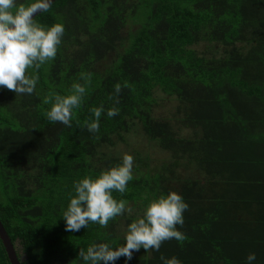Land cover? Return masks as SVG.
Segmentation results:
<instances>
[{
  "label": "trees",
  "instance_id": "obj_1",
  "mask_svg": "<svg viewBox=\"0 0 264 264\" xmlns=\"http://www.w3.org/2000/svg\"><path fill=\"white\" fill-rule=\"evenodd\" d=\"M39 1L0 0V34ZM0 221L20 264H264V0L34 17L0 49Z\"/></svg>",
  "mask_w": 264,
  "mask_h": 264
},
{
  "label": "rangeland",
  "instance_id": "obj_2",
  "mask_svg": "<svg viewBox=\"0 0 264 264\" xmlns=\"http://www.w3.org/2000/svg\"><path fill=\"white\" fill-rule=\"evenodd\" d=\"M155 96L157 98V105L154 109V115L159 118H169L172 119L175 108H176V100L174 98L169 97L166 94L161 93L159 90H155ZM171 124L175 127V129L178 128L177 131L184 137L189 136V131L187 128H182L179 125H177L174 117L173 120H171ZM137 131L139 130L136 129ZM118 151L124 155L130 154L133 150H139L141 152L140 157L144 159L148 155L149 161L151 162V165L158 166L162 164L163 162H168V154L164 153L163 151L159 150V148L154 145L153 143L149 142L143 134H139L138 132H134V134H131L128 136V143L127 144H120L118 147H116ZM135 154V153H134ZM133 154V155H134ZM132 155V156H133ZM17 248L19 249V244L17 243ZM21 260H23V257H20Z\"/></svg>",
  "mask_w": 264,
  "mask_h": 264
},
{
  "label": "water",
  "instance_id": "obj_3",
  "mask_svg": "<svg viewBox=\"0 0 264 264\" xmlns=\"http://www.w3.org/2000/svg\"><path fill=\"white\" fill-rule=\"evenodd\" d=\"M56 0H41L34 7L22 13L19 17L15 18L12 23L2 31L0 34V49L4 44L10 40L21 28L29 23L34 17L48 8ZM0 240L4 246L7 258L10 264H20L13 243L8 236L5 228L0 221Z\"/></svg>",
  "mask_w": 264,
  "mask_h": 264
}]
</instances>
